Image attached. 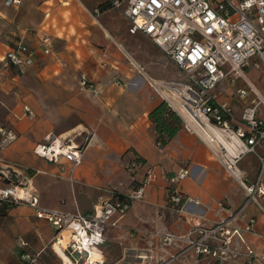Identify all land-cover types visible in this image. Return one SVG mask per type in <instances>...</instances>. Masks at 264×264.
<instances>
[{
	"label": "crops",
	"instance_id": "obj_1",
	"mask_svg": "<svg viewBox=\"0 0 264 264\" xmlns=\"http://www.w3.org/2000/svg\"><path fill=\"white\" fill-rule=\"evenodd\" d=\"M7 1L0 0V128L12 129L18 138L5 144L0 135V187L10 184L2 173L12 169L39 196L41 206L91 215L107 190L127 196L150 171L156 178L144 198L124 218L114 217L116 226H108L105 244L96 252L99 264H264L259 260L264 255V201L262 208H244V188L197 136L182 130L167 147L157 143L149 116L165 100L155 85L186 81L164 52L145 35L131 34L124 15L99 0H21L16 6ZM43 36L53 41L48 55L40 46ZM20 42L38 51L31 67L6 62L8 51ZM162 62L172 65L173 78L160 74ZM83 77L88 88L81 84ZM231 86L224 81L213 95L241 116L243 105L235 102ZM220 87L229 99L221 98ZM26 106L35 119L28 118ZM50 134L88 142L74 171L65 157L54 163L35 154ZM135 156L145 164L133 184L125 164ZM241 168L253 183L261 163L250 155ZM182 170L190 175L175 181ZM174 189L185 200L182 210L170 208ZM9 212L7 223H0V240L16 229L39 233L45 222L28 205ZM224 222L234 231L232 246L240 256L217 260L187 250L182 237ZM3 253L0 244V264H11Z\"/></svg>",
	"mask_w": 264,
	"mask_h": 264
},
{
	"label": "built area",
	"instance_id": "obj_2",
	"mask_svg": "<svg viewBox=\"0 0 264 264\" xmlns=\"http://www.w3.org/2000/svg\"><path fill=\"white\" fill-rule=\"evenodd\" d=\"M120 11L130 23V33L143 34L158 46L167 58L186 77L185 82H164L155 85L169 107L181 118L183 130L197 136L213 153L229 175L244 188L247 199L244 204H256L262 208L264 201V119L260 106L264 96L250 83L249 87L236 90L234 98L243 105L241 116L234 113L228 103L219 102L213 95L224 81L234 85L247 79L246 71L252 66L264 68V0H99ZM21 0H8V6L20 5ZM53 41L49 36L41 38L40 46L48 55ZM37 49L20 42L11 48L6 62L23 69L35 64ZM84 88L89 87L86 77ZM251 86V87H250ZM256 99L248 103L251 94ZM27 116L35 119V112L26 106ZM5 144L17 140V134L8 128H0ZM88 142L78 144L70 138L55 134L46 137L45 143L35 147V154L50 162L65 157L77 168L83 161ZM255 156L261 163L258 178L248 183L241 168L247 156ZM131 170L139 165L133 162ZM190 175L182 170L175 181ZM156 176L148 172L139 185L127 196L104 199L96 212L87 215L65 213L41 206L39 196L28 184L11 182L0 187V205L13 203L28 205L39 220L49 223L65 253L79 254L89 261L93 252H99L105 244L108 226H116L114 217L124 218L135 201L144 198L146 187ZM170 203L181 208L184 199L176 189L170 193ZM255 220L247 230H252ZM234 231L227 222L210 228H194L181 239L187 250L198 256L228 260L241 253L234 249ZM55 245V244H54ZM248 253L249 258H256ZM264 262V255L259 257ZM79 262L78 260H74Z\"/></svg>",
	"mask_w": 264,
	"mask_h": 264
},
{
	"label": "rangeland",
	"instance_id": "obj_3",
	"mask_svg": "<svg viewBox=\"0 0 264 264\" xmlns=\"http://www.w3.org/2000/svg\"><path fill=\"white\" fill-rule=\"evenodd\" d=\"M141 42V41H139ZM176 68V67H175ZM159 72L163 77L166 78H173V67L170 64H167L166 62H162L158 66ZM177 69V68H176ZM178 70V69H177ZM247 79L246 80H239L237 81L233 86H231V92H235L237 89L242 87H249L248 80L250 81L253 86L260 91V93L264 96V68L258 67V66H252L246 71ZM180 77V74L177 76ZM251 87V86H250ZM221 87L219 89V95L224 100L227 98L229 99V96H226L225 93L220 92ZM256 99L255 94H251L248 100L249 102H252L253 99ZM254 99V100H255ZM238 102V101H235ZM261 115L264 117V104L260 106ZM126 169L129 172V174L133 178V184H136L138 181L136 180L137 172L140 169H137L136 172L133 174L134 171L131 170L129 167V162L126 161ZM143 167V166H142ZM1 170V168H0ZM2 175L6 176L7 181H9L10 185L11 182H19L20 180L22 182L26 183V180L20 179L17 172H15L12 169H9L5 173H2ZM249 183V182H248ZM107 198H111L114 196L119 195V193L115 189L107 190ZM104 198V199H107ZM103 199V200H104ZM185 203V200H184ZM169 205L170 208L174 211L182 210V208H174L173 205L170 203L169 198ZM25 206V205H23ZM264 206V204H263ZM4 206L0 205V223L2 224V221L7 223L8 219L6 220V217L9 215V211H6L4 209ZM82 213V212H81ZM264 213V211H263ZM4 226V224H3ZM64 239V244L67 245L68 241L65 238L59 237L57 238V234L55 233L54 228L46 222H43V226L40 227L39 233L33 230H29L28 228L25 229V231L17 230H11L9 233H5L4 237L1 238L0 244L3 246L6 257L11 259V264H26V263H33V264H64V261L59 257V255L56 253L54 249V244L58 241H62ZM22 252H25V256H22ZM69 258L75 263V264H82L77 263L73 260L70 253H66ZM84 262V264H86ZM99 264V262H97Z\"/></svg>",
	"mask_w": 264,
	"mask_h": 264
},
{
	"label": "trees",
	"instance_id": "obj_4",
	"mask_svg": "<svg viewBox=\"0 0 264 264\" xmlns=\"http://www.w3.org/2000/svg\"><path fill=\"white\" fill-rule=\"evenodd\" d=\"M149 118L155 126L157 136L156 140L161 148L167 147L170 142L183 130L181 118L169 107L166 101H163L160 105H158L150 113ZM126 161L129 162V165L133 162H136L139 165V168H141L145 164L144 159L139 156H135L132 160L130 158H127ZM132 171H134L133 174L136 172V170ZM118 196L122 198L124 197L123 195H117L116 197ZM1 206H4V209L8 211L13 209L17 205L13 203H5ZM22 256H25V252H22ZM85 259V257H82L79 254L74 255V260H78L79 263L84 264ZM26 264L33 263L28 262Z\"/></svg>",
	"mask_w": 264,
	"mask_h": 264
},
{
	"label": "bare ground",
	"instance_id": "obj_5",
	"mask_svg": "<svg viewBox=\"0 0 264 264\" xmlns=\"http://www.w3.org/2000/svg\"><path fill=\"white\" fill-rule=\"evenodd\" d=\"M54 249L56 253L59 255V257L64 261V264H75L69 256L63 251V247L59 243H55ZM97 254L96 252L92 253L91 259L86 264H97Z\"/></svg>",
	"mask_w": 264,
	"mask_h": 264
}]
</instances>
